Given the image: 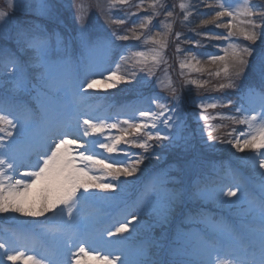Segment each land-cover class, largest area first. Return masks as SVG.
I'll return each mask as SVG.
<instances>
[{"label": "snow or ice", "instance_id": "obj_1", "mask_svg": "<svg viewBox=\"0 0 264 264\" xmlns=\"http://www.w3.org/2000/svg\"><path fill=\"white\" fill-rule=\"evenodd\" d=\"M93 9L104 20L97 33ZM177 22L192 35L175 31ZM98 49L103 63L91 58ZM119 85L136 89L135 102L115 112L93 103ZM200 141L245 154L240 166L251 176L221 165L185 186L181 172L190 169L165 164L134 213L98 227L95 202H115L153 158L176 153L194 163ZM195 202L230 215L186 211ZM177 213L207 227L150 234ZM144 216L155 222L132 243L125 233ZM0 217L30 218V227L0 230V264H264V0H7Z\"/></svg>", "mask_w": 264, "mask_h": 264}, {"label": "rangeland", "instance_id": "obj_2", "mask_svg": "<svg viewBox=\"0 0 264 264\" xmlns=\"http://www.w3.org/2000/svg\"><path fill=\"white\" fill-rule=\"evenodd\" d=\"M6 2H7V0H0V8H2V7H5L6 6ZM92 2H94V0H92ZM134 19V18H133ZM89 23H90V25H91V31L92 32H95V31H97V32H99V28H98V25L99 24H103L104 23V20H103V18L102 17H100L98 14H97V12L95 11V9H93L92 11H91V14H90V18H89ZM129 26V25H128ZM86 57H87V55H86ZM91 58L93 59V60H95L96 62H98V63H103V61H104V58H105V52L102 50V49H98V50H96L95 52H93L92 54H91ZM87 59H88V57L87 58H85V61H87ZM85 61H82V64H81V68H80V70H79V78L80 79H82V77L84 76V69H83V63L85 62ZM129 88V87H128ZM132 92H136V90H134V89H132V88H129ZM114 90V89H113ZM226 123H228L227 121H226ZM237 127V126H236ZM224 131H226V129L224 130ZM200 144L201 145H203V147H204V151H202V152H200L201 150L198 148V150H197V156H198V158L196 159V161L194 162V163H192V164H189V161H191L192 160V157L191 156H187V157H183V158H181V157H179L176 153H170V154H168V156L169 157H172V158H176L177 159V161L181 164L179 167L181 168V169H186V168H188V169H190V171L189 172H193V170H195V168L196 169H198L199 167H201V164H204V165H206V163H208V161L211 159V158H213L214 156H216V155H218V153H220V152H230L232 155H234V156H240V157H244L245 156V154H243V153H239V154H237V153H234V150H232L229 146H227V145H215L214 147H209V146H207V145H205V144H203V142L202 141H200ZM214 150V151H213ZM211 151H213V152H211ZM200 152V153H199ZM152 162H156V163H161L160 161H157L155 158H153L152 160H149V161H146L145 162V165H147V164H150V163H152ZM145 165H142V166H145ZM188 172V173H189ZM132 178V177H131ZM123 179V178H122ZM127 179H130V178H127ZM233 199H235V198H233ZM204 204H212V203H207V202H205ZM95 205V204H94ZM98 204H96L95 206H97ZM213 205V214H217V215H220V214H226V215H228V212H225L223 209H221V208H219L217 205H215V204H212ZM97 212H101L100 210H99V207H98V211ZM102 214H105V213H102ZM22 221H25V222H28L29 220H30V218H24V217H21L20 218ZM171 219V218H170ZM10 221H14V220H10ZM155 222V218L152 216V217H150V216H147L146 217V221H145V223L147 224V223H150V224H153ZM182 225L184 226L185 224H181V225H178L177 227H176V229L178 230V229H180V230H183V231H185V232H188V231H190V229H185V228H183L182 227ZM138 226V225H137ZM147 229V228H146ZM145 228H144V230H146ZM12 230H15V229H12ZM148 230V229H147ZM174 235V234H173Z\"/></svg>", "mask_w": 264, "mask_h": 264}, {"label": "trees", "instance_id": "obj_3", "mask_svg": "<svg viewBox=\"0 0 264 264\" xmlns=\"http://www.w3.org/2000/svg\"><path fill=\"white\" fill-rule=\"evenodd\" d=\"M133 2H135V0H133ZM178 2H179V0H168V3H170V4H172V3H178ZM193 2H195V0H194ZM177 12L179 13V9H177ZM140 15L143 16L144 13L141 12ZM134 18H135V17H134ZM160 19H163V17H161ZM198 19H199V17H196V16L192 17V21H193V23H192L191 27H195V24L198 22ZM155 22H156V21H155ZM209 27H211V26H209ZM174 30H175V31H183V32H185L187 35H192V33H191V32H188V29H187V28L182 27V26L180 25L179 22L176 23ZM204 30H205V29H199V31H204ZM197 38H198V37H197ZM213 43H216V42H213ZM258 44H259V42H258ZM149 47H150V46H149ZM185 47H186V46H185ZM167 55H168L170 58L173 56V47H172L171 45H170V47H169V49H168ZM177 71H178V68L176 67L175 63H173V68L171 69V72H172V78H173V81L177 84V86H179V84L181 83V81L179 80V78H178L177 75H176V72H177ZM185 97L188 98L187 93L185 94ZM132 98H134V97H133L131 94H129L128 97L126 96L125 98H123V102L127 103V102H129V100L132 99ZM132 100H133V102H135L136 98H134V99H132ZM150 170H152V169H150Z\"/></svg>", "mask_w": 264, "mask_h": 264}]
</instances>
